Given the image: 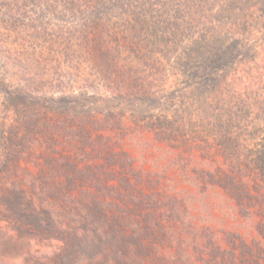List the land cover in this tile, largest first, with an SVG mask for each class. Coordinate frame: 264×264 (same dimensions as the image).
Masks as SVG:
<instances>
[{
    "label": "rangeland",
    "instance_id": "obj_1",
    "mask_svg": "<svg viewBox=\"0 0 264 264\" xmlns=\"http://www.w3.org/2000/svg\"><path fill=\"white\" fill-rule=\"evenodd\" d=\"M87 2L0 0V264H264V33L225 0ZM97 12L101 53L44 35Z\"/></svg>",
    "mask_w": 264,
    "mask_h": 264
},
{
    "label": "trees",
    "instance_id": "obj_2",
    "mask_svg": "<svg viewBox=\"0 0 264 264\" xmlns=\"http://www.w3.org/2000/svg\"><path fill=\"white\" fill-rule=\"evenodd\" d=\"M74 4H71L72 7L75 6H79L81 5L80 3L83 2H87V0H73ZM76 1H80V3L78 5L75 4ZM93 2H95V5L97 6H102L105 5L104 2H107L108 4H112V3H118L121 0H91ZM231 2H236V4L231 5ZM88 3V2H87ZM140 3V2H139ZM225 4H226V0H225ZM83 5H88V4H82ZM204 6H200V8L202 9ZM220 7V6H218ZM109 8V7H107ZM226 11L228 13H230L231 15H234L236 17L235 22H233V24H230V22H228V24L230 26H228L229 31L233 29V27L238 26L240 24V30L243 31V33H246L247 35H262L264 33V0H228L227 4L225 5ZM101 12H97V14H95L94 18L95 20L90 21L89 18H85V24L83 25V28L80 29H68V28H61L59 30H55V29H51V30H43L44 31V35H47V37H50L51 35L56 36L59 35V39L57 41V43H59L60 40H66V43L63 44V47L66 48V51H71L73 49L72 46V37L77 36V49L78 50H83L85 47H90L93 46V50L94 51H98L99 53L102 52L101 48L104 44H105V37H109V31L107 30V28H105V26L101 25V18H100ZM103 15H108L110 18L112 17L111 14H103ZM109 18L108 21H110L111 19ZM227 27V26H225ZM96 36V37H95ZM95 37V38H94ZM263 36H259L258 38L261 39ZM247 39V38H245ZM22 41L24 42V40L22 39ZM95 41V42H94ZM107 43V42H106ZM54 45V44H53ZM52 47V46H51ZM54 47V46H53ZM61 47V46H59ZM72 47V48H71ZM101 48V49H100ZM53 49V48H52ZM100 49V50H99ZM207 50L209 51V53H213L215 54L217 57V59L221 60H216V61H221L223 62V57H232L233 55H236L238 53V49L237 47L235 48L234 46H224L223 48H221L220 46H216V45H211L210 44L207 46ZM90 53V51H89ZM226 58V60H227ZM69 59V58H68ZM260 64H262L261 67ZM117 67H119L120 71L123 73V66L120 64H117ZM218 66H209L206 67V72L204 74V76H202L201 81L205 84L208 85V87H212L210 84V80L214 79V73L215 71H217ZM257 69H259L261 71V73L259 75H257L258 77L256 79H258L259 82L263 81L264 82V56L263 58L260 60L259 65L257 66ZM127 74V73H126ZM249 74V73H248ZM246 78L247 81H251V77L250 76H243ZM110 80L112 81H107L106 84V88L111 92V94L117 92L119 96H122L123 94H125V89H126V84L124 82V80H122L121 82H118L116 80V78H110ZM219 80V78H218ZM117 81V82H115ZM218 83L220 84V86L223 87H219V89H221V91H225L226 87V83L224 82V80H220L218 81ZM218 84V85H219ZM259 85V84H258ZM219 93V92H217ZM222 93V92H221ZM261 93V96H264V86L262 87H258L256 92L254 93L255 97H258L259 94ZM220 94V93H219ZM250 96H252V94H250ZM210 101H215V97H209L207 98ZM0 109H2V105L0 104ZM59 111L53 110L51 111V113H55L57 114ZM78 116V118H81V116L79 114H75ZM72 119V123H75L74 120V116H71ZM80 124V123H78ZM66 123L63 124V127H65ZM61 133V132H60ZM65 141H73L74 139L71 137H67L64 134V138ZM57 213L52 212V215H56Z\"/></svg>",
    "mask_w": 264,
    "mask_h": 264
}]
</instances>
